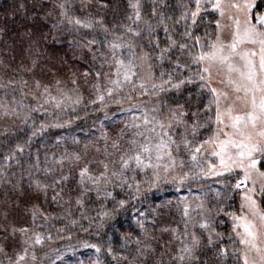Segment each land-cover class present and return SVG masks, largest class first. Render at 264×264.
Returning <instances> with one entry per match:
<instances>
[{"label": "snow or ice", "instance_id": "6c2138e0", "mask_svg": "<svg viewBox=\"0 0 264 264\" xmlns=\"http://www.w3.org/2000/svg\"><path fill=\"white\" fill-rule=\"evenodd\" d=\"M98 2L101 7L109 6L105 0ZM91 4L92 0H81L80 10L89 9ZM158 4L166 7L163 0H153L151 12L146 14L141 0H128L131 11L123 19L130 23L114 22L109 27L104 16L91 11L75 15L70 0H55L54 9L58 10L55 16L52 11L45 13L46 18L53 20L49 31L38 36L29 34L28 47L20 53L21 59L29 62L25 71L32 74L34 87L24 91L29 84L27 79L0 83V88L5 90L10 85L14 91L19 88L22 97L16 100L13 96L10 102L0 103V118L20 119L23 124H28L32 113L49 114L47 105L62 112L70 105L82 104L84 97L78 84L81 77L85 84L92 81L89 87L95 98L88 104L102 109L111 103L122 108L127 101L128 110L139 113L125 122L115 135L110 136L102 130L98 141L92 145L91 155V141L84 143L81 151L65 149L59 157L53 153L56 167L46 166L43 178L34 176L31 171V168L39 169L37 157L27 171L28 189L37 198L42 196L45 202L63 211L52 217L33 204V228H12L13 233H21L23 248L15 254L14 261L8 257L9 264H29V256L35 262L36 246L53 239L51 232L42 231L48 221L72 217V189L66 193L65 188L73 179V168L76 169L75 190L78 193L75 206L83 209L84 198L92 193L100 202L95 216L81 212V219L88 221V227L80 224L85 232L93 224L97 232L106 225L115 228L112 221L121 212L135 209L133 201L146 199V193L162 185L181 188L202 177H224L223 181H217L222 183V189L209 186L207 191L201 190L194 203L187 197L176 202L183 230L178 227L160 229L161 234L171 233V239L158 237L145 223L150 214L155 225L157 218L171 211V201L150 206L148 213L136 210L139 234L135 240L131 239L132 233H125L121 251H114L111 245L107 248L116 264H223L229 256V248L219 243L223 233L217 231V218L221 213L232 221L235 239L230 235L229 240L237 264L241 261L242 264H264V208L261 207L264 201L257 200V195H264V10L258 0H230L227 5L224 0H191L182 5L179 17L174 18L158 11ZM209 5L221 16L227 9L236 10L237 15L229 17L233 20L230 40L223 36L221 22L216 20L214 39L209 37L202 44V37L196 34L195 28L201 12ZM181 22L184 30L176 36V27ZM160 30L165 34L164 47H161ZM64 33V41L73 57L86 65L83 71L74 69L55 53L45 57L46 49L42 45L50 38L58 42V34ZM245 44L253 47L242 48ZM174 50L181 54L183 62L180 57L173 60L170 54ZM53 60L56 62H51ZM165 60L170 61L172 67L160 71L157 77L153 61L162 66ZM0 65L10 67L5 65L3 56H0ZM49 76L52 83L43 82L42 77ZM194 80L201 82V89L207 88L210 92L207 103H197L191 108L160 98ZM214 82L219 86H213ZM68 84L72 87H67ZM28 95L35 105L24 103L23 97ZM136 97H146L147 101L132 104ZM21 111H24L22 117ZM49 127H63V124L50 125L41 120L37 126V121L32 119L29 140ZM73 143L80 141L77 138ZM23 151L24 147L17 143L4 159H14ZM65 163L68 165L66 172ZM3 176L0 172V177ZM3 182L24 195L23 176L15 183L10 179ZM116 189L124 198H118L120 193ZM235 194L240 198L239 208L229 212L226 208L231 205L224 201ZM109 204L112 207H108ZM37 218L42 223L36 224ZM77 223L76 219L70 220L71 227ZM64 231L65 228L57 229L58 235ZM132 244L134 251L130 247ZM91 247L97 253L101 251L95 244ZM4 251L0 246V253ZM91 264L102 262L96 260Z\"/></svg>", "mask_w": 264, "mask_h": 264}, {"label": "rangeland", "instance_id": "374dc122", "mask_svg": "<svg viewBox=\"0 0 264 264\" xmlns=\"http://www.w3.org/2000/svg\"><path fill=\"white\" fill-rule=\"evenodd\" d=\"M17 1V0H13ZM115 0H105L109 4L106 9L110 10V13L104 12L103 9L105 7H101L98 0H92L91 7L85 11L80 10V2L81 0H70L71 6L74 10L75 15H84L86 11H91L94 15L104 16L105 22H109V27H111L112 23H130L129 21L123 19V17L129 13L131 10L128 8V0H124V8H123V2L119 0V2H116L118 4L117 9L115 7V3H113ZM54 2L55 0H35V3L37 6L44 5L42 9L46 10L45 13L52 11L53 16L56 14V9H54ZM126 2V3H125ZM191 0H174L172 5H169L168 8L163 9L161 7V11L166 13L165 15L173 16L174 18H178L180 15V12L182 11V5L189 4ZM230 2V0H224L225 5H227ZM113 3V4H112ZM258 3L261 5V9L264 10V0H258ZM119 5L121 7H119ZM114 7V10L112 9ZM23 9V6L21 4L16 5L15 7L11 9ZM14 11V10H13ZM42 13V12H41ZM237 15L235 9H227L225 11L224 16H221L220 13L216 10H214L210 5L207 7V9L200 14V18L198 19V24L195 28V32L197 35H200L202 37V44L205 43L209 37L214 39V36L212 35L216 31V20H220L221 26H222V34L223 36L230 40L231 39V32L233 30V20L230 19V16ZM44 22L46 25L49 26V29L51 27V24L53 22L52 18H46L45 15ZM171 24V21H169ZM176 28L180 29L181 32L184 30L183 22H181L180 25H178ZM87 30H82V32H86ZM35 33L31 34L32 36H38V32L34 31ZM205 33L208 34V36L205 35ZM64 33L63 35L58 34V42H53L50 38L47 42H45L42 45L43 49H46L45 51V57H50L52 53H55L57 57L63 58L68 61V64L72 66L74 69L79 68L81 71L84 70L86 65L83 61H78L73 57L71 49L68 47V44L64 41ZM70 39V37H69ZM29 43V35L22 36L20 38L11 37L7 39V31L5 27L0 26V56L4 57L5 65H10V67H5L4 65H0V83L7 84L9 80L13 81H19L21 79H27L29 81V84L27 87L24 88V91L27 92L28 88L34 87L32 83V74L25 71V69L29 66V62L27 59L22 60L21 59V51L23 49H26L28 47ZM251 48L253 47L251 44H245L241 46ZM4 49H8L7 52H4ZM258 49V46H257ZM13 57H15L13 59ZM173 60H175L177 57L181 58V61L183 62V57H181V54L178 51L172 52ZM55 63L56 61H51ZM172 67V63H170ZM23 66V67H21ZM171 67L168 69V67L163 68L161 71H168L171 69ZM193 70H196V66L193 65ZM15 77L17 78L15 80ZM43 82L45 83H52L51 77H42ZM92 81H89V84ZM200 81L194 80L191 84H186L183 86L179 91L171 90L165 94H163L160 98L168 100L172 104L180 103L185 104L186 107L195 108L197 103H207L208 98L210 97V92L207 88H200ZM78 84L80 86V93L84 97V102L80 105H70L66 110L59 111L56 109H53L50 105H47L48 113L45 115L43 111L32 113L33 115H39V120H44L45 122L49 123L50 125H54L56 123L63 124V127H49L51 129H56L55 135L53 136L51 143L54 145L53 147H47L48 153L45 152L44 155H42V158H39V169L31 168V171L33 172L34 176H39L40 178H43V170L46 166H52L56 167L55 162L52 159L53 153L56 154L57 157H59L62 153L65 152V149H67L69 152L74 151H81L83 149V145L86 142L91 141L90 144V155L92 154V145H94L99 137L101 131H106L110 136L115 135L117 131H119L120 128H122L125 124V122H128L132 119L133 115H139L138 112L135 111H129L130 104L129 102L125 101L122 108L118 107L115 104H109L107 108L100 109L98 105H91L88 104V101L90 99L95 98L94 91L90 90L89 84L84 83L83 77H81L78 80ZM63 86V85H62ZM213 86H219L218 83L214 82ZM12 86L10 85L7 90L0 88V92H6L8 93L9 88ZM67 87H72L71 84H68ZM127 91V89H125ZM5 96L1 93L0 96V103H8L12 100V97L15 96L16 100H21V91L19 88H16V90L9 94L8 96ZM55 87H53V95H55ZM191 94V99H190ZM23 101L25 104L28 105H35V101L32 99L30 95L23 97ZM141 101H147L146 97H136V99L132 102V104H139ZM187 102V103H186ZM75 108V111L72 110V108ZM150 107V105H149ZM24 115V111H21V117ZM96 116V118H93L91 120L92 116ZM43 117V118H42ZM42 118V119H41ZM32 119H35L33 117ZM30 119L28 121V124L21 123L20 119L15 118H0V134H3L5 130L11 131L15 129H20L21 127L24 128V126L30 127L32 126V122ZM66 121H70L69 123H65ZM39 125V123H38ZM47 128V129H49ZM46 129V130H47ZM203 131V130H202ZM79 139V144H74V139ZM102 146V141H101ZM37 161V158L35 159ZM259 166V165H258ZM30 169V168H29ZM28 169V170H29ZM68 170V165L65 163L64 171L66 172ZM262 170H264V167H262ZM75 172L76 169L73 168V179L69 181L68 187L65 188V192L67 193L69 191V188L72 189L71 196L73 197L72 201V214H78V216H81V212H83L87 216L95 215L97 212V206L99 205V201L95 200V193H92L90 196H86L85 204L83 209L77 208L75 206V196L78 194L75 190ZM27 173V172H26ZM59 174L58 172L56 173ZM227 175V174H226ZM26 177V181L24 184H28V177ZM218 179L220 181H223L224 177H207V178H200L198 181H193L186 183L183 187L177 188L175 185L171 184H165L162 185L159 189H152L150 192L146 193L147 198H141L140 201H133L132 203L135 205V209H129L127 211L121 212L116 220L112 221L113 224H115V228L108 227L104 230L105 235L109 233L110 236L107 237L106 247L108 248L109 245L113 248L114 251H121V244L123 243V237L125 233H132L131 239L134 241L136 235L139 234V229L136 225L137 215L136 210H139L141 212L148 213V209L150 206L154 207L155 205L160 204L164 201H171L172 202V209L171 211H168L165 215L157 218L155 225L152 223L151 215L148 214V219L145 221L146 226L148 227L150 232H154L158 237L163 236L164 240L171 239V233H160V229L163 227H178L180 231L183 230V224L181 223L180 219V213L176 210L175 204L176 202L181 198H188L189 202H195V197L203 191H207L208 187L211 186L213 189L221 188L222 189V183H218ZM234 182V181H233ZM24 195H18L17 198L14 200L15 202L10 204L13 205V208L18 206L21 209V215L19 219L17 217H12L11 214L13 212L7 213L5 216L4 212H0L1 221L2 219L6 222L5 226L0 227V246H3L4 252L0 253V258L2 257L3 264H9L8 257H11L12 260H15V254L22 250L23 245L21 244V233L19 231H16L15 233L12 232V228H22V227H28L29 229L33 228V218L31 215V209L32 205L36 204L39 205L40 202L36 201L35 193H33L28 187H24L23 189ZM117 193L120 192L119 189L115 190ZM28 193H31L29 197L24 199V196ZM118 196V198L123 197L124 194L121 193ZM42 196L40 197V199ZM67 198V197H65ZM43 203H45L44 199H41ZM257 200L264 201V195H257ZM24 201V202H23ZM226 205H231L230 207H227L226 210L229 212L237 211L239 208L240 198L238 194L232 195L231 199H226L224 201ZM261 207L264 208V204H261ZM50 208V205L45 206V210H43L47 214H51L48 209ZM54 209L57 212V215L62 214V209L57 208L54 206ZM41 210V209H40ZM12 211V210H11ZM64 220V219H63ZM63 220H57V219H50L48 221V225L45 229L42 231L44 232H51L53 239L52 240H46L44 243V246H46L49 243H54L57 237H61V239H65L64 236L66 233L71 232H77L76 227L70 226V220L71 217L66 218L64 222ZM217 231L223 233L222 239L219 241L220 244H223L229 248V255H232L233 251V245L231 241L229 240V236L231 235L233 239H235L234 233L232 232V221L231 218L223 213L217 218ZM219 221H222L220 223ZM36 224L42 223V221L37 218L35 221ZM67 226V227H66ZM105 226V227H106ZM65 228V231L60 233L58 235L57 229ZM60 239V240H61ZM178 243V241L176 242ZM95 243H86V244H79L74 246V244H65L62 249L57 253L54 257H48L44 261L34 263L30 260L29 256V264H80L82 261L83 264H91L92 261H96L99 259V254L94 252L93 256L92 254H89L90 258L83 260L82 257L79 254L82 252V250L86 249H93L91 245H94ZM97 245V244H95ZM98 246V245H97ZM103 246V243H102ZM42 246H36V252L41 248ZM100 247V246H98ZM132 250L134 251L135 245H130ZM237 247H239L237 245ZM101 248V247H100ZM95 249V248H94ZM70 252H68V251ZM8 252V253H6ZM108 254V253H107ZM112 257V256H111ZM229 257V256H228ZM67 259H70L68 261ZM233 259V258H232ZM31 261V262H30ZM226 258L223 261V264L226 263ZM237 263V262H236ZM110 264H116L113 259L111 260ZM232 264V263H231ZM242 264V261L240 262Z\"/></svg>", "mask_w": 264, "mask_h": 264}, {"label": "trees", "instance_id": "16d2710c", "mask_svg": "<svg viewBox=\"0 0 264 264\" xmlns=\"http://www.w3.org/2000/svg\"><path fill=\"white\" fill-rule=\"evenodd\" d=\"M115 1L119 2V0H115ZM115 1L113 3H115ZM122 2H123V8H124V0H121L120 3ZM163 2L166 5V7H162V8L166 9L169 7V5L173 4L174 0H163ZM141 3H142L143 12L146 14L150 13L153 0H141ZM19 4L23 5V9H20V8L11 9L13 8V6L14 7L16 5L19 6ZM44 5L37 6L35 3V0H17V1L0 0V26L6 28L7 39L11 37H15V38H20L22 36L24 37L29 34L35 33L34 31L38 32V30H39V33L41 32L47 33L49 31V26L45 24L44 17H42L45 15V12H46V10L42 9ZM117 6L118 4L115 5L116 9H117ZM121 6L119 5V7ZM112 9L114 10V7ZM103 11L104 12L106 11V13H110V10L109 9L107 10L106 8L103 9ZM158 11H161V7L159 6V4H158ZM180 33H181V30L176 28L175 35L179 36ZM159 38L162 41L161 47H164L163 41L165 40V34L163 33L162 30L159 31ZM142 43H146V42L142 41ZM145 50L148 51L147 48ZM170 55H172V53ZM170 63H171L170 61L165 60L163 62V65L161 66L156 61H153L154 71L157 77L159 76V73L163 68L168 67L169 69L171 67ZM16 79L17 78L15 77V80ZM13 92H14L13 87H11L9 88L7 94L6 92H0V96H1V93L4 96L5 94L6 96H8L9 94L11 95V93ZM38 116L39 115L32 116V118L35 117L34 120L37 121V126H38V123L41 121L38 119ZM93 118H96V116L95 115L92 116L91 120ZM29 125L30 123L27 126ZM27 126H24V128L21 127L20 129L8 131L7 134H5V132L3 134H0V172L4 173V176L0 177V212H4V213L13 212V214H11L12 217L14 216V217H17L18 219L21 215L22 208H19L18 206L13 208V205L10 204V202L12 203L15 202L14 200L19 195V192L16 190H12L11 186L3 181L10 179L12 180L13 183H15L17 180L21 178V176L23 177L27 176L26 172L31 167V165L36 163L35 159L37 157L41 159L42 155H44L45 152L48 153L47 147L54 146L51 143V140L56 132V129L49 128L45 130L43 134L32 137L31 140H29V137L31 135V126L30 127H27ZM17 143L21 144L24 147L23 153H18L14 159L5 160L4 156L8 155L15 148V145ZM25 179L26 177H24V182L26 181ZM24 187H28L27 184H24ZM30 194L31 193L26 194L24 196V199L29 197ZM119 196H122V195H119ZM40 197L37 198L35 194V198L37 199L36 201L40 202V204L38 205L39 209H41L42 211L45 210V206L48 204L50 205V208L48 209V211L51 213L50 215L52 217L57 216V212L54 209L55 205L51 204L50 202L43 203L41 200L43 197L41 199ZM120 198H123V197H120ZM108 207H112V205L109 204ZM97 211H99V205L97 206ZM91 216H95V215L93 214ZM1 217H0V227L5 226V223H6L3 219L1 221ZM71 219H76L78 221L77 225L75 226L77 232H71L70 235L68 232L64 236L65 239H61V237H57L54 243H49L46 246L43 245L36 252L37 260L34 263L44 261L50 256L51 257L56 256L57 253L62 249V247L67 243L74 244V246L79 245V244L84 245L86 243L88 244L95 243L101 247V251L97 253L96 249L94 248L86 249V251L82 250V252L79 253V254H82L80 255L82 259L85 260V259L90 258L89 254H92L93 256H95L94 255V252H95L99 254V259L97 260H100L102 264H110L112 257L111 255L107 254V247L106 245H104L107 242V237L110 236L109 233L105 235V233L107 232H105L104 230L107 228V226L104 227L99 232H97L96 225L93 224L92 227L89 228L87 232H85L81 230L80 224H83L84 227H88L87 220L81 219V216H78V214H72ZM64 221L65 219L62 222ZM102 243H103V246H102ZM210 255H214V253H210ZM0 260H2V257L0 258ZM67 260L70 261V259H67ZM226 261H227L226 262L227 264H231V263L237 264L236 263L237 261L234 259V257L230 255L229 257L226 258Z\"/></svg>", "mask_w": 264, "mask_h": 264}]
</instances>
